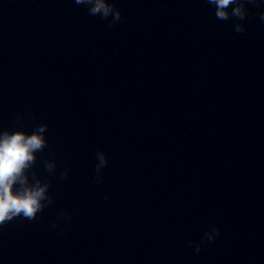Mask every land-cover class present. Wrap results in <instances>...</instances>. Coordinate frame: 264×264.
I'll return each instance as SVG.
<instances>
[{"label":"clouds","instance_id":"clouds-1","mask_svg":"<svg viewBox=\"0 0 264 264\" xmlns=\"http://www.w3.org/2000/svg\"><path fill=\"white\" fill-rule=\"evenodd\" d=\"M77 5L88 7L89 15H99L100 18L112 17L109 27L121 21V12L116 8L114 0H74ZM207 3L215 6V16L221 21L235 18L243 22L248 19L246 5L260 7L257 0H207ZM229 9H231L229 11ZM261 21H264V12L259 13ZM234 31L244 33L243 23L234 24ZM19 120V117L17 118ZM47 124L37 125L30 133L24 130L0 129V226H3L16 218L36 220L38 214L53 203V197L49 194L50 182L42 180L34 170L37 164V153L43 152L48 146L46 139ZM54 157V153L52 154ZM97 163L95 165L96 178L94 183L102 182V169L108 164V159L103 150L96 151ZM45 170L52 174L56 169L55 159L43 161ZM68 176V171L61 173V179ZM105 196V199H108ZM60 217L64 213L59 214ZM53 228L56 224L53 223ZM219 228L215 225L204 233L208 243L215 241L219 235ZM204 241L196 244V251L201 250Z\"/></svg>","mask_w":264,"mask_h":264}]
</instances>
